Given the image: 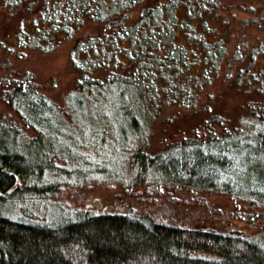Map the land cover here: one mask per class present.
<instances>
[{"label":"trees","instance_id":"1","mask_svg":"<svg viewBox=\"0 0 264 264\" xmlns=\"http://www.w3.org/2000/svg\"><path fill=\"white\" fill-rule=\"evenodd\" d=\"M218 5V0H0V15L14 23L0 33V51L50 52L74 37L70 60L79 73V91L69 103L76 102L95 126L101 101H111L117 119L141 132L170 104L195 108L220 75L228 41L207 40L215 30L209 16L217 18ZM257 52L251 51L247 69L236 78L242 82L248 75L249 84L261 78L258 88L264 89V71L248 73ZM0 99L16 115L0 116V264H264V232L238 234L220 212L212 217L184 211L178 222L173 214L135 210L119 199L112 210L64 208L52 221L37 219L21 204L57 196L62 185L49 175L66 172L78 181L89 175L56 164L71 156L58 139L66 133L64 116L33 72L9 71L0 79ZM252 120L253 133L244 123L230 127L215 112L202 121L205 132L195 128L156 151L136 148L126 194L132 187L149 197L217 192L264 209V109L254 110ZM13 202L19 215L6 211ZM255 215L264 218V210Z\"/></svg>","mask_w":264,"mask_h":264},{"label":"rangeland","instance_id":"2","mask_svg":"<svg viewBox=\"0 0 264 264\" xmlns=\"http://www.w3.org/2000/svg\"><path fill=\"white\" fill-rule=\"evenodd\" d=\"M218 2L217 18L209 16L210 24L214 25L215 30L208 33L207 40L217 41L222 37L228 41L227 56L220 67V75L205 87L195 108L170 104L157 115L150 127L141 132L135 131L129 123L117 119V104L111 101H101L98 108L102 112L99 116L95 115L99 118L95 126H91L87 117L79 113L76 102L69 103L70 96L73 97L79 91V73L72 67L70 60L76 43L74 37L58 44L50 52L26 49H16L13 53L0 51V79L9 74V71L33 72L40 89L62 109L66 133L58 139L59 142L66 143L65 148L70 151L71 156L59 157L56 164L66 170L83 168L86 175H89L83 181L72 179L66 172L49 175L62 185L57 196L50 200L29 198L21 205L35 211L37 219L52 221L64 208L112 210L121 199L131 203L135 210L149 209L164 217L173 214L178 222L184 221V211L194 215H213L212 217L216 215L215 212H220L218 217L221 221H229L230 229L238 234L257 237L264 232V218L257 219L255 215L264 209L228 194L165 191L162 196L149 197L141 187H132L129 194H126L124 187L129 182L131 155L136 148L146 145L150 151H156L164 143L192 134L195 128H199L201 133L205 132L202 121L208 120L211 113L227 117L230 127L244 123L249 131L252 130L251 133L255 131L252 126L253 111L264 109V89L258 88L261 78L259 81L253 78L249 84L248 75L242 82H238L236 77L240 70L247 69L252 50L258 52L255 65L250 67L248 73L264 71V0ZM13 24L12 20L0 15V33L7 31ZM184 39L185 36L182 35V40ZM241 55L243 58L237 59ZM5 60L8 62H4ZM6 65L10 67L5 68ZM194 67L192 69L196 70ZM4 114L16 117L15 112L0 99V116ZM215 128L221 132L220 126ZM77 158L82 160H75ZM240 172L239 168L236 169L234 176H239ZM79 182L82 183L77 184ZM19 209L17 202L6 206V211L14 215H19ZM246 218L250 221H246Z\"/></svg>","mask_w":264,"mask_h":264}]
</instances>
